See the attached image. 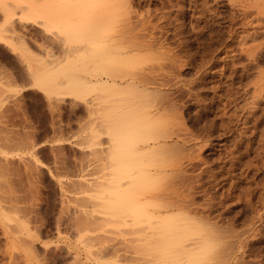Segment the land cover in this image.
<instances>
[{"label": "rangeland", "instance_id": "obj_1", "mask_svg": "<svg viewBox=\"0 0 264 264\" xmlns=\"http://www.w3.org/2000/svg\"><path fill=\"white\" fill-rule=\"evenodd\" d=\"M25 1L23 7L13 8V20L17 25L31 26L37 40L27 36L26 46L13 40L15 45L18 43L19 52L15 53L5 44L4 38H9L5 35L10 34L5 28L1 30L6 34L1 33L0 37V203L10 217L7 219L1 211L0 264H10L11 254L17 253L21 256L17 259L19 264H29L24 259V249L13 246L11 230L19 235L16 245L24 243L22 238L33 243L34 264H158L150 251L142 249L146 245L138 238L143 236L133 232L131 221L120 225V220L104 211L98 197L102 188L98 180L103 182L113 172V159L107 153V137L101 128L99 102L94 108H89L88 103L91 97L100 98L101 91L82 89L74 91L75 95L68 84L73 81L78 82V87L83 86L86 72L81 58L85 43L71 40L74 46L66 35L57 33V28L46 27L49 23L45 25L42 17L24 15L30 11L29 7L25 9L29 2L38 6L44 0ZM259 1L129 0L128 8L115 10L125 17V11L132 6L130 14L143 26L149 17L146 26L151 25L152 34L156 32L153 37L158 39H154L169 45L168 50L178 55L181 65L186 64L172 71L174 74L167 71L178 84L165 87L176 93L181 110L184 109L187 124H183L192 131L198 128L199 148L194 150L195 154L201 153V160H197L194 173L201 184L197 183V201L209 209L201 211L203 216L208 213L203 219L213 226L211 229L207 225L213 230L209 229L208 235L220 241L215 252L234 249L237 258L218 264H264V0L258 5ZM3 21L0 18V26ZM76 58L81 62L70 64ZM29 64L34 71H53L54 82L50 84L58 81L59 88L48 91L38 86ZM176 73L179 74L175 77ZM180 96L182 99H178ZM203 123L208 128L200 130ZM25 168L37 171L30 176Z\"/></svg>", "mask_w": 264, "mask_h": 264}, {"label": "bare ground", "instance_id": "obj_2", "mask_svg": "<svg viewBox=\"0 0 264 264\" xmlns=\"http://www.w3.org/2000/svg\"><path fill=\"white\" fill-rule=\"evenodd\" d=\"M24 1L25 0H0V18L4 20L3 25L6 24L5 27H3L2 24L0 26V37L4 33V31H8L10 33L9 36L8 34L5 35L9 38H4V41L6 42L5 44L8 45L9 49H11L15 53L19 52H16L18 50V47L16 46L18 45V43L15 45V42L17 40H20L22 42L21 45L24 44L26 46V37L29 36L34 38L36 34L31 31V26L29 27L28 25L22 23L23 20L21 22L22 24L19 23L21 25H17L13 20V16H15L14 13H16L15 11L13 12V8L23 7L24 5L22 3ZM44 1H42L43 3L41 2L42 4H38V6L35 2H29L27 8L25 9H28L29 7L30 11L24 12V15H26L27 13L29 14L27 16L31 18L42 17V19H45V25L46 22L49 23V25H46V27H48L49 29L53 27L57 28V33L63 35L64 37L66 35V37L70 39V43L76 41H78L77 43H79V41L82 43L83 41L85 43L83 47L84 54L82 55V58L80 57L82 59V62L79 61V58H76L72 59L73 62H70V64H75L74 66H76L77 61L83 63L82 65L86 72V78L84 80L83 86L81 85V87L80 84L79 87L77 86L78 82L73 83V81H69L68 84L71 85L70 87L73 89V92L76 90L81 91L82 89H86V91L89 89H99L101 91L100 98L94 96L96 98H93V100H91V97V99H89L90 102L88 103H90L89 108H94L93 106L97 105V103L99 102V110H101V128L102 132L107 137V147H105L107 153H109V155L113 159L112 174L107 177L106 180H104L103 182L98 180L99 184H102L101 193H99L100 195L98 197L103 202L104 211L114 215L118 220H120V225L128 224L127 222H129L130 220L131 224L134 226L131 227L133 229V232L135 231L143 236L138 238L142 239L144 241V245H146L145 248H143V246L142 249L144 251H150L151 256L154 255L153 258L157 259L158 264H218L221 261H224L226 263L233 262L234 258L237 259L234 256V249L228 248L226 250L225 248L223 250L215 252V250L219 248L218 245H220V241L217 240L212 235V233L209 232V234L212 236L208 235V231L213 229V226H211V224H207L209 220L205 221L207 219L206 216L208 215V213H205L207 214L205 216H203L204 212L202 213L204 209L208 208L206 207L207 205L203 206L204 204H201L199 201H197V183L201 184L199 183V179H197L198 174L194 173L196 172V168L194 167L195 164H197V160H201V153L196 152L195 154L196 150H194V147L197 149L199 148V145L197 147V140H199V137H197L198 134L196 131L198 128L196 127V130L194 131L193 129L192 131V129H190L188 126L186 127L185 124L187 123H185V117H183L184 109L181 110V106L179 104L180 102L178 103L175 95L176 93L174 91L166 89V87H170L172 85H174L173 87H175L176 82H178H173L174 76H170L167 71L169 73H171L172 71H178V68H181V59L179 60L178 55L174 51L173 53H171L170 48L168 50L169 45H162V38H160L162 44H159L157 42L158 36H154L157 38L154 39L153 35L156 32L154 33L153 31L152 34V31L150 30L151 25L150 28L149 26H146L149 25L148 23H146L149 20V17L147 18L146 22L144 21V26L141 22V26L139 21H134L136 19H134L133 16L130 14V12L133 11L132 6L130 8L131 11L128 9L125 11V17L122 15L124 19L121 16L122 13L118 14L117 12H115L117 8L120 9V7L122 6L123 8H125L124 6L126 5L130 6L131 4H129V0H46L47 2ZM25 2H27V0ZM260 2L261 0L258 2V5ZM252 7L250 8L252 9ZM141 16L144 17L143 15ZM120 18L122 20L119 24ZM36 19L34 20L36 21ZM28 21L30 22V20ZM149 23L151 22L149 21ZM1 29H3L4 31H2ZM13 40L16 41L14 42ZM72 45L74 44L72 43ZM78 47V50L81 49ZM176 50L178 49L176 48ZM27 52H30V54L32 53V55H36V53L32 51ZM19 54L17 56H19ZM185 65L186 64L184 63V65L182 64L181 66ZM29 67V71H31L30 73H34L33 76H35L36 78V84L42 89L49 91L50 89L59 88V85L56 84L58 83V81H56L54 84L52 83L54 86L50 84L51 82H54L53 78L55 73L53 71H49V68H41L39 70L35 69L34 71L32 69V65L29 64ZM167 74L170 76L169 78L167 77ZM178 74L176 73L175 77ZM21 76L22 75H20L19 77ZM21 78H23V76ZM171 79L172 81H170ZM200 81L204 82L205 80ZM176 89H179V86L176 87L175 90ZM185 93L186 91L184 92V94ZM179 94L181 93L179 92ZM177 97H179V95ZM87 98L88 97H86V100H88ZM178 99H182V97ZM95 108L97 109V106ZM202 128H206V123H203L200 130ZM204 129L202 130L203 132ZM211 130L212 129L207 131ZM209 133L207 132L206 134L208 135ZM202 135H204V133H202ZM209 136H211V133ZM209 141L210 140H208L207 142L209 143ZM204 144V146H207L206 143ZM202 148L204 147L201 146L200 149ZM104 166L107 168L106 163ZM25 169L27 170V172L30 171V176L31 173L37 171V169L35 168ZM200 189L202 190L203 188L201 187ZM89 190L92 189L90 188ZM32 208L34 209V207ZM101 210H103V208ZM1 211L3 213L6 212L4 211L0 203V214H2ZM206 212H209V209ZM20 213H22V211ZM3 216L7 219L10 218L8 213L7 215L5 213ZM203 217H206V219L204 220ZM91 220H89V222H91ZM208 223L211 222L209 221ZM207 225H210L209 227L211 229ZM120 229L122 230L121 227ZM211 231L213 232V230ZM10 232V238L11 242L13 243V246L23 248L26 253L23 254L24 259H28L29 264H34V253L32 250L33 243L31 244V242L26 241V239L22 238L21 240L25 241L24 243H22V245L18 246L16 245V243H18L19 241V235H15L14 231L12 230ZM82 239L83 238H81L80 240ZM132 239H134V237ZM140 243L138 244L140 245ZM224 251L225 254L221 255V252ZM17 254H11V258L9 259L10 264H19L17 262V259L21 256L20 254L19 256ZM140 254L141 253H139V255ZM147 262L148 261H146L145 263Z\"/></svg>", "mask_w": 264, "mask_h": 264}]
</instances>
